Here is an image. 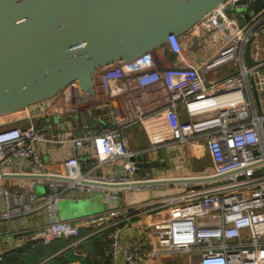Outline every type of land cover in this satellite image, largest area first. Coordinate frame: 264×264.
Listing matches in <instances>:
<instances>
[{"label": "built area", "instance_id": "built-area-1", "mask_svg": "<svg viewBox=\"0 0 264 264\" xmlns=\"http://www.w3.org/2000/svg\"><path fill=\"white\" fill-rule=\"evenodd\" d=\"M254 1L225 0L198 23L196 36L207 53L200 63L188 58L183 35L174 33L164 48L109 66L97 78V90L104 101L101 104L109 105L111 119L99 128L81 135L72 131L50 134L48 126L36 120L37 115L46 120L65 116L66 121L75 113L97 116L95 109L101 104L85 105L78 81L53 98L60 101L55 106L16 118L3 119L6 114H1L0 177L8 173L32 176L29 193L7 200L0 216L11 218L45 209L43 224L25 241L75 236V244L110 229L109 264H171L170 258L177 260L172 264H264V108L256 106L252 92L264 93V5L255 10ZM251 39L253 63L249 65L246 51ZM190 40L194 45L193 37ZM168 50L180 57V63H169ZM230 62L238 64L234 72L209 77L211 70ZM182 108L187 118L182 117ZM161 113L177 142L205 140L213 172L193 175L204 179L140 204L138 212L130 213L115 194H109L113 187L95 182L133 183L140 179L132 160L139 153L130 148L124 128ZM65 141H73L80 154L67 153L65 171H52L38 144ZM83 154L96 162L87 165ZM17 159L26 168H5ZM117 160L119 168L114 165ZM108 165L114 167L99 169ZM40 178H46L48 190L36 189ZM131 186L139 189L145 185ZM97 190L108 195V209L84 223L59 216L60 200H77ZM0 191L11 194L2 186ZM144 212L165 214L147 222L132 221ZM92 222L95 230L83 234L82 225ZM2 255L0 250V258Z\"/></svg>", "mask_w": 264, "mask_h": 264}, {"label": "water", "instance_id": "water-1", "mask_svg": "<svg viewBox=\"0 0 264 264\" xmlns=\"http://www.w3.org/2000/svg\"><path fill=\"white\" fill-rule=\"evenodd\" d=\"M224 1L0 0V115L30 107L43 109L73 81L79 82L85 105L103 103L97 78L109 66L164 48L171 34L190 32ZM263 5V0L254 1L255 10ZM194 41L201 43L198 36ZM251 43L252 39L246 51L249 65L253 63ZM81 116L87 119L85 113ZM48 121L65 122L66 117L53 115ZM132 160L141 174L139 180L95 183L115 188L204 179L147 178L162 161L151 158L148 151Z\"/></svg>", "mask_w": 264, "mask_h": 264}, {"label": "crops", "instance_id": "crops-1", "mask_svg": "<svg viewBox=\"0 0 264 264\" xmlns=\"http://www.w3.org/2000/svg\"><path fill=\"white\" fill-rule=\"evenodd\" d=\"M199 24L194 26L188 34H183V39L186 46V55L188 58L200 63L203 57L207 56L204 52L203 45L196 44L191 45V40L196 36ZM190 34V35H189ZM263 39V38H262ZM195 42V41H194ZM181 59L178 55H170L169 63H180ZM222 67L221 69H218ZM238 67V64L234 62L223 64L210 71L209 77L220 78L231 72H234ZM211 74V75H210ZM253 97L255 104L258 108L261 106L264 108V93L260 94L253 89ZM46 106H55L60 103L59 100L53 99L47 101ZM109 105L101 104L96 107L97 116L87 114V119H83L81 114L75 113L71 120L50 122L48 119H43L37 115V121L48 126V131L52 133L62 134L65 131H72L76 135L84 134L90 128H99L106 122L107 119H111L110 112L107 113ZM35 112L38 109L23 108L16 112L22 115H27L30 112ZM13 112V113H16ZM156 117V118H155ZM182 117L187 118L188 114L182 108ZM150 124L153 126V135L150 134V129L146 126ZM154 124V125H153ZM151 129V130H152ZM124 133L128 138L129 146L132 150L138 153L148 151L151 158H158L162 161L161 166L154 168V174L147 177H186L193 176L202 173L213 172V160L206 147L204 139H193L186 143L177 142L172 135L170 126L168 124L166 115L154 114L150 115L143 122H136L128 125L124 128ZM160 142V146L156 147L155 144ZM38 148L41 151L45 161L48 163L49 168L55 172H64L65 165L64 159L67 153L80 154L76 150L73 141L55 142V143H41L38 144ZM87 153V152H86ZM86 156L87 165H92L96 162L94 157ZM116 168L120 167V162L117 160L114 162ZM114 165H108L106 167H100L99 169L109 171ZM7 170H21L26 167L22 165V160L17 159L13 163H9L5 166ZM19 174V175H18ZM136 177L141 178V174L137 172ZM194 182V181H193ZM188 183L192 182H178V183H164V184H147L142 188L136 186L127 187H115L111 188L109 194H115L117 201L127 206L130 213H136L139 211L140 204L152 202L153 199L163 197L172 194L176 191L185 188ZM0 186L8 189L11 194L5 195L0 191V212L7 200L15 201L18 197L25 196L29 193L31 187L29 185V176L25 173H8L0 177ZM39 192L48 190L46 178H40L36 187ZM72 201V205L66 207V212L61 207V201L58 206L59 216L75 220L84 223L90 220L92 216L97 213L103 212L111 205L108 195L105 191L97 190L90 194H82L77 200L72 198H65L63 201ZM81 202V204L79 203ZM74 204V205H73ZM84 206V207H83ZM45 209L31 211L22 215H15L11 218H3L0 216V250L3 254L15 247L20 246L26 240V236L34 231L36 226L42 225L45 217ZM165 212L160 213H140L133 217L132 221L147 222V220H156L163 216ZM95 222L82 225V233L89 234L96 228ZM110 229L101 230L88 237L81 239L79 242L72 244L77 240L75 237L70 242L55 251L49 252L44 256H37L33 251H29L30 264H98L110 260L109 250L112 242V235ZM62 240L69 238L63 237Z\"/></svg>", "mask_w": 264, "mask_h": 264}, {"label": "trees", "instance_id": "trees-1", "mask_svg": "<svg viewBox=\"0 0 264 264\" xmlns=\"http://www.w3.org/2000/svg\"><path fill=\"white\" fill-rule=\"evenodd\" d=\"M169 55H173L174 53L168 50ZM69 239L62 240L61 238L51 240L49 242H45L41 239L38 240H27L23 244L18 247L12 248L6 251L2 256V261L0 264H30L28 253L29 251H33L37 256H44L49 252L55 251L70 242L75 236L67 237ZM109 261L102 262L103 264H109ZM101 264V263H98Z\"/></svg>", "mask_w": 264, "mask_h": 264}, {"label": "rangeland", "instance_id": "rangeland-1", "mask_svg": "<svg viewBox=\"0 0 264 264\" xmlns=\"http://www.w3.org/2000/svg\"><path fill=\"white\" fill-rule=\"evenodd\" d=\"M261 43H263L264 44V39H262L261 40ZM222 67H220V68H218V69H221ZM211 75V74H210ZM22 114L21 113H19V112H16V113H9V114H6L5 116H4V118L3 119H7V118H16V117H19V116H21ZM156 118V117H155ZM150 122H152V121H150L149 120V123L147 124V126H146V128L147 129H150V134H154L155 132L153 131V126L150 124ZM153 123V122H152ZM154 125V124H153ZM152 129V130H151ZM72 201L70 202V201H66V200H62L61 201V207H62V209L64 210V212H66V207H68V205H72ZM80 204H81V202H79ZM74 205V204H73ZM84 207V206H83ZM169 261H170V263L172 264V263H176L177 262V260L175 259V258H170L169 259Z\"/></svg>", "mask_w": 264, "mask_h": 264}]
</instances>
